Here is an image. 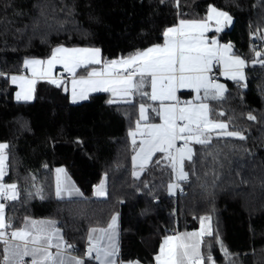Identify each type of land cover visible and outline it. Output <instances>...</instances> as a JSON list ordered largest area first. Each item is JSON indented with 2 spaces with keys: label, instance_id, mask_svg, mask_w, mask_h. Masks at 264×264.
<instances>
[{
  "label": "trees",
  "instance_id": "obj_1",
  "mask_svg": "<svg viewBox=\"0 0 264 264\" xmlns=\"http://www.w3.org/2000/svg\"><path fill=\"white\" fill-rule=\"evenodd\" d=\"M176 5L177 0H0V144L8 146L3 151L10 168L3 183H15L20 193L17 201L1 200L11 229L22 227L25 218H50L75 245L74 253L83 255L89 229L107 226L118 214V258L155 264L166 236L198 228L203 217L213 235L202 238L201 251L214 264H264V0ZM209 5L233 18L219 39L250 63L243 82L226 81L225 98L209 100L215 110L210 118L245 138L213 133L211 145L193 143V159L184 166L187 180H176L162 153L143 170L132 166L129 131L145 103L140 97L134 104H110V95L99 92L72 103L65 81L57 87L47 80L37 81L32 101L13 97L9 76L25 71V58H47L59 45L98 48L101 63L125 58L161 43L179 19H203ZM57 166L82 197L55 196ZM102 177L106 197L97 198L94 188ZM176 181L180 195L169 192Z\"/></svg>",
  "mask_w": 264,
  "mask_h": 264
},
{
  "label": "snow or ice",
  "instance_id": "obj_2",
  "mask_svg": "<svg viewBox=\"0 0 264 264\" xmlns=\"http://www.w3.org/2000/svg\"><path fill=\"white\" fill-rule=\"evenodd\" d=\"M176 6L179 7V0ZM213 21L216 25L215 32L219 33L232 22V17L209 5L204 19H181L176 26L167 28L162 34L163 44L153 45L125 58L105 61L101 70L93 68L86 77L81 76L79 79L76 78L78 68L87 69L89 65L101 64L98 58L100 49H68L60 46L53 49L46 61L26 59L24 64L31 66L34 77L46 79L57 87L64 81H58L53 76V68L57 64L63 65L65 72L72 76L74 102L78 87L79 99L87 98V90L111 92L121 97L120 101H108L110 104H134L136 97L142 98L145 103L139 104V119L135 130L129 131L136 151V155L132 157L134 166L139 158L143 170L153 156L162 153L169 161L168 166L176 180L184 181L188 179V173L184 170L185 161H191L194 155L192 143L209 146L213 133L217 138H245L241 132L228 131L227 123L210 118L215 110L206 101H220L225 98L227 91L225 85L211 77L214 66L222 63V75L239 83L245 79L243 70L246 65L241 57L229 55L231 44L221 45L215 36L207 35L213 30ZM256 55L261 54L257 52ZM11 79L13 83L22 81V92L17 93L18 100L32 99L35 79L28 80L23 76H12ZM180 89H191L196 95L193 100L181 101L177 96ZM217 115L222 116L224 113ZM153 118L160 122H150ZM248 118L255 119L252 115ZM137 136L140 137L138 147ZM177 142L182 143L178 146ZM7 147L6 144H0V198L6 202H14L20 198L17 185L3 183L7 174V156L3 154V149ZM133 175L138 177L139 173L134 171ZM168 187L171 190L179 185L169 184ZM75 194L82 195L79 189L75 190ZM56 195L61 196L59 188ZM97 195H105L102 186ZM5 210V203L0 202V264H85V257L99 261L100 264H117L118 247L114 231L116 215L111 218L107 229H99L102 232L113 230L109 237L112 240L111 246L90 244L84 256H77L73 254L76 251L75 245L65 241L55 221L32 220L29 223L25 218L23 227L9 232L8 229L13 228V224ZM204 219L201 218L202 225ZM95 231V228L90 230ZM205 235H213L210 228L206 232L201 230L166 236L160 246V253L155 257L157 264H205V261L214 264L210 253L201 252L202 238ZM91 239L90 235L89 241ZM25 258L30 260L26 261ZM129 264H139V261Z\"/></svg>",
  "mask_w": 264,
  "mask_h": 264
},
{
  "label": "crops",
  "instance_id": "obj_3",
  "mask_svg": "<svg viewBox=\"0 0 264 264\" xmlns=\"http://www.w3.org/2000/svg\"><path fill=\"white\" fill-rule=\"evenodd\" d=\"M215 7V6H214ZM216 8V7H215ZM218 9V8H217ZM218 10H220V11H223V10H221V9H218ZM207 12H208V9H207ZM207 12H206V15H207ZM223 12H225V11H223ZM206 17V16H205ZM204 17V18H205ZM203 18V19H204ZM179 20H181V19H179ZM179 20L177 21V23L174 25V26H176L178 23H179ZM185 20H193V19H185ZM197 20H199V19H197ZM232 24H233V18H232V22L227 26V27H224V30L223 31H225V30H229L231 27H232ZM171 27H173V26H171ZM215 27H216V25H215V22L213 21L212 22V31L211 32H209L207 35L209 36V37H212V36H215L216 38H217V40H218V42H219V44H221V45H227V44H230L229 42H225V41H221L220 39H219V33H217V32H215ZM222 32V31H221ZM163 42H164V40L161 42V43H159V44H163ZM154 45H156V44H154ZM60 46H63L64 48H68V49H72V48H81V49H83V48H87V47H81V46H73V47H70V46H64V45H59V46H57V47H60ZM153 45H151V46H148L147 48H149V47H152ZM232 46V45H231ZM57 47H55V48H57ZM54 48V49H55ZM147 48H145V49H147ZM145 49H143V50H145ZM143 50H141V51H143ZM229 55H232V56H239L238 54H236L235 52H234V49H233V47L231 48V51H230V53H229ZM50 57V56H49ZM49 57H47V58H37V57H28V58H25L24 59V61L27 59V60H33V59H36V60H43V61H46ZM239 57H241V56H239ZM99 59H100V56L98 57ZM242 59H244L243 57H241ZM101 60V59H100ZM115 60H118V59H115ZM245 60V59H244ZM24 61H23V66H24V69H25V71L24 72H22V73H15V74H11L10 76H9V80H10V83L13 85V86H15V91H14V95H13V97H14V99L16 100V101H20V102H26L25 100H18L17 99V93H20V92H22V88H21V84H22V81H20V80H17V82L16 83H13L12 82V79H11V77L12 76H17V77H20V76H23V77H25L26 79H28V80H32V79H35L36 80V82H35V84L32 86L33 87V89H35V85H36V83H37V81H39V80H46V79H39V78H37V77H34L33 76V73H32V70H31V66H25V64H24ZM246 61V60H245ZM249 64L250 63H248L247 61H246V65H245V68H244V76H245V73H246V70H247V68L249 67ZM93 68H95V69H97V70H101L102 68H103V63H101V64H93V65H89L88 66V68L87 69H84V68H78L77 69V73H76V78L77 79H79V77H81V76H87V73L89 72V71H91ZM81 69H84V71H85V73H79V70H81ZM223 70H224V65L221 63V64H218V65H215L214 66V68H213V72L210 74L211 75V77L213 78V79H215L218 83H221V84H223V85H225V88H226V84H225V82L226 81H235V80H232V79H230L228 76H225V75H222V72H223ZM64 73H67V72H65V70H64V67H63V65H61V64H57L54 68H53V76L58 80V81H65V83L67 84V88H68V94H69V99H70V101L72 102V103H78V102H81V101H84L85 99H79V92H80V88L78 87L77 88V99L75 100V102L73 101V95H72V84H71V80H72V76L70 77V78H65L64 76H63V74ZM245 80V79H244ZM243 80V81H244ZM48 81V80H47ZM243 81H240V82H243ZM237 82V81H236ZM99 92H104V91H91V90H87L86 92H85V95H86V97L88 98L91 94H94V93H99ZM109 95H110V97L112 98V100L113 101H120L121 100V97L117 94V95H113L111 92H107ZM196 95V93L193 91V90H191V89H180V90H178V92H177V96L179 97V99L181 100V101H189V100H193V98H194V96ZM33 98H34V90H33V92H32V99H30V100H27V101H32L33 100ZM86 98V99H87ZM207 103L209 102V101H206ZM139 119V118H138ZM150 122H152V123H159L160 121H159V119H155V120H151ZM135 127H136V123H135V126L131 129V130H135ZM130 137V136H129ZM136 139H137V147H138V143H139V139H140V137L139 136H137L136 137ZM130 141L132 142V137H130ZM180 143H182V142H177V144H178V146H179V144ZM192 145H193V143L191 144V147H192ZM134 155H136V151L134 150V152H133V155H132V157L134 156ZM132 157H131V163H132V166L134 167V169L136 170V171H138V170H140L141 169V167H140V159L138 158L137 159V162H136V164H135V166H134V163H133V160H132ZM151 161V160H150ZM149 161V162H150ZM148 162V163H149ZM147 165V164H146ZM145 165V166H146ZM144 166V167H145ZM60 170V171H57V170ZM64 178L65 177V174H64V170H63V168H62V166H57V167H55L54 168V173H53V179H54V192H55V196H57L56 195V189H55V187H56V185L58 184L57 183V180L59 181L61 178ZM103 187V191L105 192V195H103V196H101V195H97V191L100 189V187ZM68 187H71V185H68ZM76 189H79L77 186H76ZM75 189V190H76ZM79 192L81 193V191L79 190ZM64 193H66V190L64 191ZM63 193V194H64ZM94 195L96 196V197H98V198H104L105 196H106V180H105V183H103V184H101V185H99V186H96L95 188H94ZM74 197H82V195H77V194H75V195H73V198ZM57 198H60V197H57ZM72 198V197H71ZM114 215H116L117 216V222H116V227H115V229H114V231H115V233H116V245H117V247H118V240H119V234H120V226H119V216H118V214H114ZM113 215V216H114ZM112 216V217H113ZM111 217V218H112ZM32 220H35V221H53V220H50V219H48V218H36V219H32ZM32 220H29L28 222L30 223ZM110 222H111V220H110ZM109 222V223H110ZM25 224V223H24ZM24 226V225H23ZM22 226V227H23ZM56 227H57V225H56ZM107 227H108V225L107 226H105V227H93V228H95V229H97V231H95V232H90V230L91 229H93V228H91V229H89V232H88V239H89V236L91 235V237H92V239H91V241H89L88 242V245H87V248L90 246V244L91 245H95V246H99V247H110L111 246V244H112V240L109 238L110 236H112V234H113V230H108L107 232H102V231H99V229H107ZM58 228V227H57ZM13 230H15V229H11L10 231H13ZM188 233H190V232H188ZM176 233H173V234H170L169 236H174ZM177 234H178V232H177ZM87 250V249H86ZM53 251H55L54 249H53ZM86 252V251H85ZM85 254V253H84ZM84 254L83 255H79V254H74V255H77V256H84ZM30 259V258H29ZM92 261V262H95L96 264H100V262L99 261H96V260H94V259H91V258H88V257H85V264L88 262V261ZM116 260H117V264H129V262L128 261H121L119 258H118V256H117V258H116ZM130 262H133V261H130ZM155 264H157V261H155Z\"/></svg>",
  "mask_w": 264,
  "mask_h": 264
},
{
  "label": "rangeland",
  "instance_id": "obj_4",
  "mask_svg": "<svg viewBox=\"0 0 264 264\" xmlns=\"http://www.w3.org/2000/svg\"><path fill=\"white\" fill-rule=\"evenodd\" d=\"M88 48V47H87ZM88 49H94V48H88ZM99 56H100V53H99ZM3 154L4 155H6L5 153H4V151H3ZM63 168V170H64V174H65V177L63 178H61L59 181L57 180V185H56V187H55V189H56V193H57V189L59 188L60 189V192H61V196H60V198H71V197H73V195H75V189H76V185H75V183H74V181H73V179L68 175V173H67V171L65 170V168L64 167H62ZM137 173H139V172H137ZM105 177H102L101 178V180L97 183V185L96 186H99V185H101V184H103V183H105ZM68 185H71V187H68ZM95 186V187H96ZM66 190V193H64V191ZM72 193V195H69V193ZM169 192L170 193H175V187L173 188V189H169ZM64 193V194H63ZM57 197V196H56ZM106 197V196H105ZM104 197V198H105ZM98 198V197H97ZM0 202H1V198H0ZM50 219V218H49ZM50 220H52V219H50ZM54 221V220H53ZM209 229V227H208V223H207V221H203V225H202V222H201V224L199 225V227L198 228H196V229H192V230H186V231H179L178 232V234H181V233H183V234H187L188 232H190V233H194V232H200L201 230H204L205 232L207 231ZM175 235H177V233L175 234ZM164 241V240H163ZM163 243V242H162ZM202 252V251H201ZM206 264V263H205Z\"/></svg>",
  "mask_w": 264,
  "mask_h": 264
},
{
  "label": "built area",
  "instance_id": "obj_5",
  "mask_svg": "<svg viewBox=\"0 0 264 264\" xmlns=\"http://www.w3.org/2000/svg\"><path fill=\"white\" fill-rule=\"evenodd\" d=\"M63 76H64L65 78H70V77H71V75H70L69 73H64ZM6 166H7V174H8V173H9V169H10V168H9V164L6 163ZM175 184H178V185H179V182L176 181ZM175 193H176L177 195H180V194L183 193V191H182V189H181L180 187H175ZM1 200H3V199L1 198ZM10 230H11V229H8L9 232H10ZM74 254H75V253H74ZM25 259H26V261L30 260L29 258H25Z\"/></svg>",
  "mask_w": 264,
  "mask_h": 264
},
{
  "label": "water",
  "instance_id": "obj_6",
  "mask_svg": "<svg viewBox=\"0 0 264 264\" xmlns=\"http://www.w3.org/2000/svg\"><path fill=\"white\" fill-rule=\"evenodd\" d=\"M256 53H257V52H256ZM259 58H260V56H257V55L255 54V59L258 60ZM66 87H67V84H63V91H65Z\"/></svg>",
  "mask_w": 264,
  "mask_h": 264
}]
</instances>
